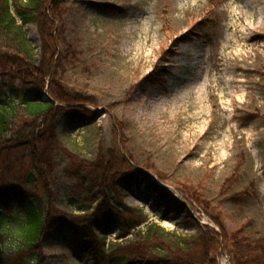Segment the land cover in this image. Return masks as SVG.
<instances>
[{
	"label": "rangeland",
	"instance_id": "374dc122",
	"mask_svg": "<svg viewBox=\"0 0 264 264\" xmlns=\"http://www.w3.org/2000/svg\"><path fill=\"white\" fill-rule=\"evenodd\" d=\"M65 1L58 19L64 58L53 73L97 103L88 105V125L58 118L67 156L90 160L100 145L117 147L137 166L138 183L116 197L146 217L135 232L154 223L197 235L199 227L177 211L184 203L197 222L218 231L229 257L228 233L244 226L246 239H264V0ZM24 31L39 51L36 26ZM27 93L0 77V107L20 106ZM73 159H58L50 197L40 187L27 188L29 194L69 213L90 209L89 191L65 173ZM12 172L24 180L31 168L24 160ZM150 178L167 188L166 196L148 192ZM118 233L110 230L106 241L134 239ZM81 239L72 227L50 231L42 239L45 264H94L77 251ZM226 255L213 258L228 264Z\"/></svg>",
	"mask_w": 264,
	"mask_h": 264
},
{
	"label": "trees",
	"instance_id": "16d2710c",
	"mask_svg": "<svg viewBox=\"0 0 264 264\" xmlns=\"http://www.w3.org/2000/svg\"><path fill=\"white\" fill-rule=\"evenodd\" d=\"M65 2L0 0V77L28 90L20 106L0 107V264H45L42 239L63 226L81 233L77 251L89 255L94 264H218L214 258L220 255V234L199 227L182 203L177 211L187 213L186 220L199 227L197 235H177L150 223L145 231H134L133 240L106 241L110 230L118 229L116 238H124L146 222V217L116 198L138 183L139 170L117 147L100 145L94 159L74 154V160L59 144L58 118L67 115L88 125L94 121L88 105L97 106L88 94L69 91L53 73L64 58L59 51L58 19ZM29 24L36 26L39 51L24 31ZM46 92L51 101L43 98ZM60 157L73 159L65 173L77 181L78 188L89 191L94 207L69 213L29 194L27 188L40 187L45 199L51 196L49 184ZM24 160L31 172L23 183L12 171ZM237 179L234 174L225 185L231 187ZM148 192L161 198L167 195L154 183ZM243 228L228 233L233 264H264V239H246Z\"/></svg>",
	"mask_w": 264,
	"mask_h": 264
},
{
	"label": "bare ground",
	"instance_id": "6f19581e",
	"mask_svg": "<svg viewBox=\"0 0 264 264\" xmlns=\"http://www.w3.org/2000/svg\"><path fill=\"white\" fill-rule=\"evenodd\" d=\"M176 41H178L177 37H176ZM188 50H189V48L186 47L184 51H188Z\"/></svg>",
	"mask_w": 264,
	"mask_h": 264
},
{
	"label": "water",
	"instance_id": "95a60500",
	"mask_svg": "<svg viewBox=\"0 0 264 264\" xmlns=\"http://www.w3.org/2000/svg\"><path fill=\"white\" fill-rule=\"evenodd\" d=\"M165 189H167V188H165Z\"/></svg>",
	"mask_w": 264,
	"mask_h": 264
}]
</instances>
